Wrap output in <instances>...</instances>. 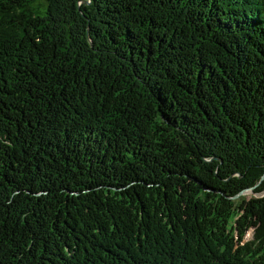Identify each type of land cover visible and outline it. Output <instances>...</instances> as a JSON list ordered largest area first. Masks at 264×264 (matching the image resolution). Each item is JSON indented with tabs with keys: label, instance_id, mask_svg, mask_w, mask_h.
Listing matches in <instances>:
<instances>
[{
	"label": "trees",
	"instance_id": "obj_1",
	"mask_svg": "<svg viewBox=\"0 0 264 264\" xmlns=\"http://www.w3.org/2000/svg\"><path fill=\"white\" fill-rule=\"evenodd\" d=\"M47 1L0 0V264H264V0Z\"/></svg>",
	"mask_w": 264,
	"mask_h": 264
},
{
	"label": "rangeland",
	"instance_id": "obj_2",
	"mask_svg": "<svg viewBox=\"0 0 264 264\" xmlns=\"http://www.w3.org/2000/svg\"><path fill=\"white\" fill-rule=\"evenodd\" d=\"M47 5H48V1L47 0H35V3H34V6H40V8H45V7H47ZM245 194H248V195H250V194H252V191H247ZM234 224V221L232 220L231 222H230V226H232ZM251 237V234L250 233H248L247 234V238H250Z\"/></svg>",
	"mask_w": 264,
	"mask_h": 264
}]
</instances>
